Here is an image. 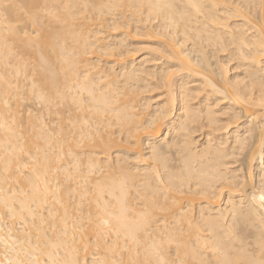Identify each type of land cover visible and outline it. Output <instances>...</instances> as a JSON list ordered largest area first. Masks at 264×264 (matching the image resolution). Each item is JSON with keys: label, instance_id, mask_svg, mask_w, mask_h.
I'll return each instance as SVG.
<instances>
[{"label": "bare ground", "instance_id": "bare-ground-1", "mask_svg": "<svg viewBox=\"0 0 264 264\" xmlns=\"http://www.w3.org/2000/svg\"><path fill=\"white\" fill-rule=\"evenodd\" d=\"M264 0H0V264H264Z\"/></svg>", "mask_w": 264, "mask_h": 264}, {"label": "snow or ice", "instance_id": "snow-or-ice-1", "mask_svg": "<svg viewBox=\"0 0 264 264\" xmlns=\"http://www.w3.org/2000/svg\"><path fill=\"white\" fill-rule=\"evenodd\" d=\"M261 200H264V196H261Z\"/></svg>", "mask_w": 264, "mask_h": 264}]
</instances>
